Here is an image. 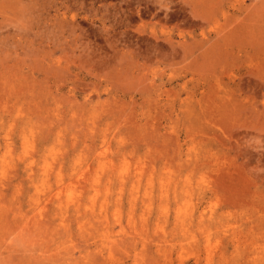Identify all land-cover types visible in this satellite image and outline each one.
<instances>
[{
	"label": "rangeland",
	"instance_id": "1",
	"mask_svg": "<svg viewBox=\"0 0 264 264\" xmlns=\"http://www.w3.org/2000/svg\"><path fill=\"white\" fill-rule=\"evenodd\" d=\"M0 264H264V0H0Z\"/></svg>",
	"mask_w": 264,
	"mask_h": 264
},
{
	"label": "bare ground",
	"instance_id": "2",
	"mask_svg": "<svg viewBox=\"0 0 264 264\" xmlns=\"http://www.w3.org/2000/svg\"><path fill=\"white\" fill-rule=\"evenodd\" d=\"M234 26V25H233Z\"/></svg>",
	"mask_w": 264,
	"mask_h": 264
}]
</instances>
